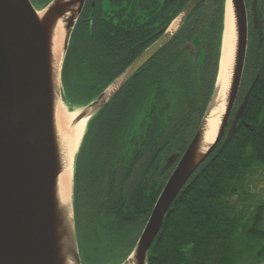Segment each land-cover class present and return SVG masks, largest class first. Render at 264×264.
Wrapping results in <instances>:
<instances>
[{
  "label": "trees",
  "instance_id": "1",
  "mask_svg": "<svg viewBox=\"0 0 264 264\" xmlns=\"http://www.w3.org/2000/svg\"><path fill=\"white\" fill-rule=\"evenodd\" d=\"M106 1V2H105ZM125 1L126 3H124ZM252 0H246L251 2ZM45 0L40 8L49 3ZM190 0H95L79 17L62 68L63 100L86 106L171 25ZM107 4V7L104 6ZM226 0H204L172 39L92 118L76 156V222L94 249L83 264L137 242L174 166L211 101L219 70ZM250 27L242 92L258 76L235 132L182 189L148 264H264V0ZM251 26V25H250ZM79 214V213H78ZM135 231V237H131Z\"/></svg>",
  "mask_w": 264,
  "mask_h": 264
},
{
  "label": "water",
  "instance_id": "2",
  "mask_svg": "<svg viewBox=\"0 0 264 264\" xmlns=\"http://www.w3.org/2000/svg\"><path fill=\"white\" fill-rule=\"evenodd\" d=\"M203 1L190 0L171 23L172 25L179 18L177 29L170 33V25L116 81L86 106L70 108L64 102L63 91L59 86L65 105L72 111H81L77 117L78 122L89 115L84 136L92 118L172 39ZM231 2L235 15L237 45L231 86L216 139L206 150H201L207 117L217 93L221 56L207 111L185 152L168 158L163 171L174 164L176 166L134 249L122 264H148L149 252L174 201L220 142L226 141L235 132L239 120L244 116L258 76L236 111L235 107L247 60L249 14L257 28L259 0L251 1L250 10L246 0ZM85 3L86 0H52L45 8L39 9L31 0H0V264H65L63 252L75 264H83L75 231L73 194L72 221L67 211L69 209L62 206L57 196V179L61 165L54 126L55 91L50 39L52 22L66 16V55ZM41 11H46L44 19L39 18L38 13ZM62 68L63 64L61 77ZM118 80L117 88L107 98L106 91Z\"/></svg>",
  "mask_w": 264,
  "mask_h": 264
},
{
  "label": "bare ground",
  "instance_id": "3",
  "mask_svg": "<svg viewBox=\"0 0 264 264\" xmlns=\"http://www.w3.org/2000/svg\"><path fill=\"white\" fill-rule=\"evenodd\" d=\"M46 11L38 13L40 19H44ZM71 15V12L68 14ZM68 16V17H69ZM67 17L57 18L52 22L51 30V55L53 67V83L55 91L54 101V126L57 137L60 169L61 172L57 179V196L62 206H65L72 221V194H73V176L76 153L81 144L82 138L86 131L89 115L80 122L77 121L80 110H70L59 93L60 86V70L63 64L65 50L64 44L67 36L66 29ZM179 24V18L171 25L169 32H174ZM237 45V32L235 24V16L231 0L227 1L226 21L223 40V51L220 62V72L217 82V93L214 104L207 117V124L202 141L201 150H206L216 139L221 116L225 111L226 100L231 86V80L234 68V59ZM65 264H75L72 259L62 253ZM128 264H134L133 262Z\"/></svg>",
  "mask_w": 264,
  "mask_h": 264
},
{
  "label": "rangeland",
  "instance_id": "4",
  "mask_svg": "<svg viewBox=\"0 0 264 264\" xmlns=\"http://www.w3.org/2000/svg\"><path fill=\"white\" fill-rule=\"evenodd\" d=\"M31 1H32L33 5L36 8H40V3H43L45 0H31ZM46 1L47 2L50 1V3L52 2V0H46ZM104 6L107 7V4L104 3ZM248 9L250 10V2H248ZM250 27H252V24H251ZM119 81L120 80H118L117 82H115L106 91L107 98L117 88ZM242 85H243V83H242ZM242 85H241V87H242ZM60 88L63 91V85H62V81H61V73H60ZM247 91L246 90L244 92L240 91V94H239V96H240V102L244 99L245 94H246ZM240 102H239L238 106L240 105ZM251 181L255 184V187L257 189V193L263 198L264 197V175L255 174L251 178ZM78 213H77V215H75V212H74L75 231H76V235H77V242H78V246H79L80 255H81V258L84 259L85 251L87 249H91V252H92L93 249H94V245H93V242H91V244H90L86 240V237L84 236V233L81 230L84 227H82V228H81V226L77 227L76 222H78L79 219H82L84 217V214L83 213H80L79 211H78ZM134 233H135V231H133V234H132L131 237H135L134 236L135 235ZM128 244H129V249L128 250H131L133 247H135L136 242L134 240L133 241L129 240V243ZM97 250L99 251V254H98V257L100 259L99 261H100V263H103V264L120 263L126 257V248L124 247V244L123 245H120V246H114L110 250L106 246H100Z\"/></svg>",
  "mask_w": 264,
  "mask_h": 264
},
{
  "label": "flooded vegetation",
  "instance_id": "5",
  "mask_svg": "<svg viewBox=\"0 0 264 264\" xmlns=\"http://www.w3.org/2000/svg\"><path fill=\"white\" fill-rule=\"evenodd\" d=\"M107 1H108V0H107ZM140 1H142V0H140ZM123 2L126 3L125 1H123ZM91 3H92L93 6H95V0H86L85 6H84V10H86V8L88 7V5L91 4ZM84 10H83V11H84ZM82 13H83V12H82ZM191 15H192V14H191ZM191 15H190V16H191ZM188 19H189V18H188ZM165 164H166V163H165Z\"/></svg>",
  "mask_w": 264,
  "mask_h": 264
}]
</instances>
